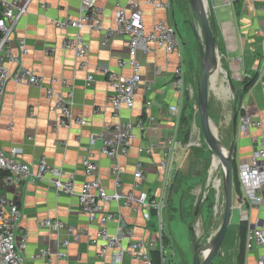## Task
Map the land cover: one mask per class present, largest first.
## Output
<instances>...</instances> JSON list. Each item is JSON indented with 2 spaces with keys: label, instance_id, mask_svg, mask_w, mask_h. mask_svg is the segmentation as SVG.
<instances>
[{
  "label": "crops",
  "instance_id": "crops-1",
  "mask_svg": "<svg viewBox=\"0 0 264 264\" xmlns=\"http://www.w3.org/2000/svg\"><path fill=\"white\" fill-rule=\"evenodd\" d=\"M81 1L32 0L28 12L16 27L11 45L14 52L18 53V39L26 40L28 53L24 55L23 63L26 67L46 76L47 86L52 85L50 78L56 77L60 80L52 85L56 90L66 91L67 86L73 88L74 114L76 117H84L87 124L55 127L60 114L54 108L53 99L47 96L46 89L10 81L0 104V145L5 150L13 147L22 148L21 157L29 163H36L40 157H47L53 167L62 169L66 174H76V187L79 190L85 180L81 146L89 142L91 133L113 125L119 120L125 121L137 116L153 117L149 128L138 131L130 155L122 157L121 162L126 172V188L130 187L134 179L136 162L141 159L150 171V178L145 186H151L154 191L157 187L155 162L159 160L160 152L149 158L139 153V146L159 141L166 134L178 133V125L170 119L168 107L179 101L181 110L185 107V97L187 98L185 92L190 84L186 44L183 42L185 51L182 55L181 50L180 56L177 53L168 54L162 48L139 54L143 83L136 94L135 107L123 108L118 115L111 103L115 95L114 89L109 84L107 75L99 71L98 67L109 68L123 75L132 74L130 67L119 66V61L129 55V39L117 36L110 43L104 44V33L101 31L88 26L80 29H61L51 22L54 19L78 18ZM118 1L122 4L127 3V0H98L104 11L106 28L115 25ZM208 2V12L214 13L217 22L214 32L217 48H222L224 56L230 61L232 78L242 81L238 89H233L240 95L239 105L228 111L229 114L222 124L240 167L241 162L254 152L256 143L253 137H260L264 132V0H244L239 9L235 5L226 4V0ZM144 19L148 27H152L157 20L168 21L177 27L182 36L177 13L172 7L165 10L145 6ZM78 32L90 44V65L87 68H80L75 53L62 47V41L66 36ZM178 65H181L184 71L185 86L182 95L176 90L173 82ZM89 73L95 75L96 80L92 84L87 80ZM62 79L65 80V84ZM148 101L152 102L151 106L147 105ZM239 108L243 113L238 110ZM246 113L263 123L261 127L250 126L248 134H245L241 127V117ZM235 114L238 115L237 131H234L233 126ZM96 160L100 165L103 183L112 191L113 160L99 153L96 154ZM238 195L239 193L234 202V209L238 210L241 216L240 221L235 223L239 234L242 220L249 222V229L258 219L264 220V205L259 208L248 205L244 213L238 207L240 202ZM0 196L16 200L21 209L22 220L17 236L20 238L25 231L29 236L24 264L110 263L112 253L110 252L104 259H99L98 247L89 240V236L96 235L98 228L89 222L77 196L58 194L47 181H23L20 186H16L5 184L2 178ZM107 208L121 215L123 221L137 224L139 235L154 239L160 237L162 230L158 217L154 216L150 222H146L142 212L136 214L125 207H118L116 203L108 204ZM47 218H61L86 231V235L79 242H73L69 246L64 259L57 256V251L61 240L65 238V232L39 225ZM115 225V222L111 223V231L115 230ZM164 233L168 236V233L165 231ZM42 248L50 249V254L37 256ZM262 256L264 257V245H255L247 249L246 264H257ZM130 263L131 259L127 257L125 264Z\"/></svg>",
  "mask_w": 264,
  "mask_h": 264
},
{
  "label": "built area",
  "instance_id": "built-area-1",
  "mask_svg": "<svg viewBox=\"0 0 264 264\" xmlns=\"http://www.w3.org/2000/svg\"><path fill=\"white\" fill-rule=\"evenodd\" d=\"M31 1L0 0V104L10 81L44 87L47 96L54 101V108L60 114L55 127L84 126L87 120L84 117H76L74 114L73 88L67 86L66 91L56 90L52 86L60 81L56 77H51L52 85L47 86L46 76L24 65L23 57L28 53L25 39H18V53L12 48L16 27L28 12ZM234 2L235 0H226V4L230 6L234 5ZM172 3V0H127L126 4L118 1L115 25L106 28L104 11L98 0H82L78 18L51 21L61 29H80L88 26L101 31L104 33V44L110 43L117 36H125L129 39V55L119 61V66L120 68L130 67L132 74L123 75L109 68L98 67L99 71L107 75L109 84L114 89L115 95L111 103L118 115L123 108L135 107L136 94L143 83L142 64L139 59L141 52L150 53L154 49L162 48L168 54L177 53L179 56L181 54V36L175 25L165 20H157L152 27H148L144 19L145 6L169 10ZM62 47L75 53L79 59L80 68H87L90 65V44L80 32L66 36L62 41ZM62 80L65 84V80ZM87 80L92 84L96 80L95 75L89 73ZM173 82L176 90L182 95L185 82L181 65L175 69ZM151 104V101L147 102V105L151 106ZM180 105L179 101L168 107L170 119L175 125L180 117ZM153 120V117L137 116L125 121L119 120L113 125L91 133L89 142L81 146L85 180L79 190L76 187V174H66L62 169L53 167L47 157L43 156L36 163H29L21 157L22 148L13 147L5 150L0 145V169L7 172L2 181L16 186H20L23 181H47L58 194L77 196L79 205L87 214L89 222L98 228L96 235L89 236V240L98 247L99 259H104L110 252L112 253L109 264H125L127 257L131 259L130 264H154L151 251L157 248H160L163 253V264H172L166 262L165 238L167 236L164 233L163 215L168 209L170 187L179 170L178 155L183 145L177 136L178 133L166 134L159 141L139 146V153L149 158H152L156 152H160V158L155 162L154 169L156 190L153 191L151 186H145L150 178V171L141 159L136 162L134 179L130 187L126 188V172L121 162L122 157L130 155L138 131L149 128ZM241 122L245 134H248L250 126L263 125L262 121L256 120L249 113L241 117ZM253 139L256 143L254 152L244 159L239 167L241 191L238 195L240 200L238 207L243 211L248 205L258 208L264 205V132L260 137H253ZM97 153L113 160L114 189L112 191H109L102 181L100 165L96 160ZM110 203H116L118 207H125L136 214L142 212L146 222H150L154 216L158 217L160 230H162L160 237L154 239L139 235L138 225L123 221L121 215L107 208ZM21 220L22 212L17 201L0 196V264L25 263L29 236L25 231L18 238L17 230ZM259 221L260 219L254 223V228L249 229L248 249L255 245H264V224H258ZM112 222L116 223L114 231L110 229ZM39 225L65 232V238L61 240L57 251V256L61 259L66 258L68 248L73 242H79L86 235L84 229L69 224L61 218H47ZM50 252V249L42 248L37 256H47ZM257 264H264L263 256L258 259Z\"/></svg>",
  "mask_w": 264,
  "mask_h": 264
},
{
  "label": "rangeland",
  "instance_id": "rangeland-1",
  "mask_svg": "<svg viewBox=\"0 0 264 264\" xmlns=\"http://www.w3.org/2000/svg\"><path fill=\"white\" fill-rule=\"evenodd\" d=\"M172 2V8L177 13L179 30L182 33V55L185 51L183 42L187 47L190 84L189 89L185 92L187 101H185L184 114L181 110L177 122V136L183 145L178 155L179 170L169 190L168 210L163 215L164 230L168 233V244L165 252L167 263L193 264L195 247L206 245L212 235L218 231L224 218L226 202L224 166L222 167L221 163H217L216 153L207 143L201 126L198 94L203 69L201 48L205 44L200 19L192 8L190 0H172ZM193 28L200 33V41L196 40ZM218 49L219 63L224 74L217 80L212 77L209 117L219 140L227 149L233 151L227 141L222 124L229 114L228 111H232L235 106L238 107L239 105L238 97L240 95L233 89H238L242 81L238 78H232L230 61L224 56L223 49ZM216 166L217 168H215ZM210 170L213 179L211 184L208 183ZM236 198L237 191L234 182L233 204ZM183 207L185 217L180 214V209ZM240 218L238 210L234 209L231 219L233 224H230L223 244L210 264H238L240 236L235 223L240 221ZM157 224L159 226L158 221Z\"/></svg>",
  "mask_w": 264,
  "mask_h": 264
},
{
  "label": "water",
  "instance_id": "water-1",
  "mask_svg": "<svg viewBox=\"0 0 264 264\" xmlns=\"http://www.w3.org/2000/svg\"><path fill=\"white\" fill-rule=\"evenodd\" d=\"M207 3V7L205 3ZM191 6L198 15L201 23V30L204 40V47L201 48L202 55V80L200 84V90L198 94V101L200 106V115H201V126L205 136V139L214 153L218 154L224 164V190H225V209H224V218L218 228L217 236L213 247L210 253L203 259L200 255L202 247H195V255L193 264H210L216 254L219 252L223 241L226 237L228 228L231 224L232 213L234 209L233 204V151L229 150L228 153H225L219 146L216 133L213 128L212 121L209 117V97L210 90L212 86V75L211 71L219 64V54L217 48V39L214 35V32L217 28L216 17L214 13L208 12L209 2L208 0H190ZM195 37L197 41L201 40L200 33L193 28ZM234 131H237L238 126V115L235 114L233 118ZM260 225L264 224V220L259 221ZM251 228H254V224H251ZM194 229L192 228V231Z\"/></svg>",
  "mask_w": 264,
  "mask_h": 264
},
{
  "label": "trees",
  "instance_id": "trees-1",
  "mask_svg": "<svg viewBox=\"0 0 264 264\" xmlns=\"http://www.w3.org/2000/svg\"><path fill=\"white\" fill-rule=\"evenodd\" d=\"M243 1L244 0H235L234 5L239 9L242 7ZM186 101H187V98H186ZM185 107H186V105H185ZM185 107L183 109V114H184ZM239 111H241L243 113V111L241 109ZM183 114H182V116H183ZM232 168H233V183L235 182V188H236V191L238 194L241 191V183H240V179H239V175H238L239 170H238V163L236 161L235 153L233 154ZM6 174H7L6 171H3L0 169V178H3ZM175 178H176V176H175ZM180 211H181L180 214L183 217H185L184 207L181 208ZM155 213L156 212L154 211V215H155ZM249 227H250V224L247 220H242L240 222V225H239L240 249H239V254H238V264H246V253H247V249H248L247 248V235H248ZM165 240H166V244H168V237L165 238ZM151 257L153 259L154 264H163V253H162L160 248L153 249L151 251Z\"/></svg>",
  "mask_w": 264,
  "mask_h": 264
},
{
  "label": "bare ground",
  "instance_id": "bare-ground-1",
  "mask_svg": "<svg viewBox=\"0 0 264 264\" xmlns=\"http://www.w3.org/2000/svg\"><path fill=\"white\" fill-rule=\"evenodd\" d=\"M204 3H205V1H204ZM205 6L207 7V3H205ZM224 74V70H223V68L221 67V65H220V63L219 64H217L216 66H215V68L211 71V75H212V77H214L215 78V80H217V79H219L220 77H222V75ZM213 79V78H212ZM214 128V127H213ZM215 130V129H214ZM215 133H216V130H215ZM216 136H217V133H216ZM216 139H217V142H218V144H219V146H220V148L225 152V153H228L229 152V149H227L224 145H223V143L219 140V138L218 137H216ZM216 157L218 158L217 159V163L219 164V163H221L222 164V167L224 166V164H223V161H222V159H221V157L218 155V154H216ZM215 168H217V166L215 167ZM214 169V168H213ZM211 175H212V172H211V170H210V174H209V182L208 183H210L211 184V182H212V177H211ZM222 178V177H221ZM216 236H217V231L212 235V237L209 239V242L206 244V245H204L203 247H202V249H201V252H200V255H201V257L204 259L208 254H209V252L211 251V249H212V247H213V244H214V242H215V239H216ZM200 238V237H199Z\"/></svg>",
  "mask_w": 264,
  "mask_h": 264
}]
</instances>
